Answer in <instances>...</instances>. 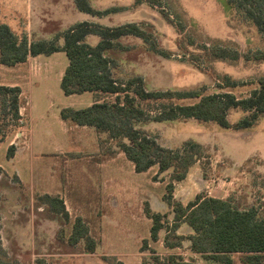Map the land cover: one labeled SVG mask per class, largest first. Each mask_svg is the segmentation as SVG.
Here are the masks:
<instances>
[{
  "label": "rangeland",
  "instance_id": "obj_1",
  "mask_svg": "<svg viewBox=\"0 0 264 264\" xmlns=\"http://www.w3.org/2000/svg\"><path fill=\"white\" fill-rule=\"evenodd\" d=\"M135 1L90 0L100 12L120 8L118 12L92 16L80 12L74 0H0V23L46 40L53 38L52 30L64 32L82 22L106 27L145 23L157 44L172 56L164 58L141 39L127 37L122 41L131 49L119 53L118 74L140 76L148 91L201 95L229 92L244 99L264 78V62L214 61L199 49L220 46L241 53L264 51V38L253 26L237 21L229 24L225 0H157L156 7L136 5ZM160 10L171 16L175 27L164 20ZM99 40L94 35L87 38L91 46ZM199 55L203 57L196 60ZM68 66L66 54L56 53L42 56L31 72L27 65L0 67V86L16 84L22 91L23 107L20 128L0 133V227L4 248L21 264H110L104 258H113L114 264H155L154 258L168 264L171 256L196 264H215L193 254L188 243L181 249H167L165 231L157 243L150 241L152 222L144 206L148 203L152 211L172 220V211L163 200L171 173L157 175L158 167H154L138 174L123 153L100 150L94 128L61 120L62 109H85L93 104L89 92L64 95L60 84ZM225 77L237 86L226 88ZM198 100L175 103L190 105ZM162 104L155 102L150 109L144 106L154 117ZM244 116L243 111L233 110L228 119L234 124ZM145 129L165 148L177 149L193 140L209 153L190 169L185 181L175 184L177 201L187 205L197 196L223 200L232 197L264 209V116L253 127L240 131L193 119L150 123ZM11 145L16 146L13 157L8 156ZM44 193L61 197L70 214L69 222L39 205L36 195ZM77 217L90 223L99 244L93 255L84 251L83 242L75 247L67 243ZM62 229L64 239L58 237ZM179 234L187 236L191 230L184 225ZM144 240L149 243L142 252ZM235 264H242L239 257Z\"/></svg>",
  "mask_w": 264,
  "mask_h": 264
},
{
  "label": "trees",
  "instance_id": "obj_2",
  "mask_svg": "<svg viewBox=\"0 0 264 264\" xmlns=\"http://www.w3.org/2000/svg\"><path fill=\"white\" fill-rule=\"evenodd\" d=\"M157 0H136V5L154 4ZM80 12L92 16H102L120 11L112 8L105 12L94 9L90 0H74ZM228 22L237 21L251 25L264 38V0H225ZM164 20L175 27L171 16L160 10ZM144 24L130 23L118 27H106L91 22H82L62 31L52 30L51 40L29 37L25 32L13 31L10 26L0 23V64L15 67L24 64L30 57H49L56 53H65L67 67L60 87L65 96L93 94V104L85 109L65 108L60 111L64 122L76 126L94 128L98 135V144L104 153H123L132 163L136 173H147L158 167V174L170 172V182L166 186L163 198L171 209L172 220L168 216L152 211L148 203L144 206L146 217L151 220L150 241L157 243L160 234L165 231L164 245L167 249H181L188 243V249L215 264H235L236 257L242 264H264V209L259 205L247 206L242 201L229 197L225 200L197 196L184 205L174 198L175 184L186 180L190 169L200 163L207 149L193 141H185L180 148L168 149L156 142L145 127L150 123L175 122L179 120H197L214 122L225 129L235 131L253 127L264 116V78L258 80V87L244 99H238L232 93L201 95L187 91H148L142 78L120 76L119 53L130 51L122 39L134 37L149 44L152 51L164 58L172 53L161 48ZM153 29V26L149 27ZM148 28V29H149ZM98 36L99 42L91 46L87 38ZM208 58L228 61L264 62V51L241 53L220 46L199 48ZM203 55L196 56L200 60ZM193 61V60H192ZM195 61V60H194ZM226 88L236 87V83L225 77ZM199 99L190 105H177L175 101ZM155 102H163L162 109L153 117ZM148 108L146 109L145 106ZM22 91L18 86H0V133L12 127L20 128L22 122ZM241 110L245 116L237 123H230L229 114ZM5 136V135H3ZM106 145H111L106 148ZM16 146L11 145L8 156L13 157ZM157 180L156 177L153 178ZM40 206L69 222L70 214L65 202L59 196L37 194ZM90 223L77 217L71 225L68 245L75 247L83 242L87 254H95L98 242L91 232ZM187 226L191 234H179L182 226ZM65 238V230L58 233ZM143 241L142 252L148 247ZM114 264L113 258H104ZM155 264H162L154 258ZM0 264H21L4 248L0 227ZM168 264H196L186 262L181 256H171Z\"/></svg>",
  "mask_w": 264,
  "mask_h": 264
},
{
  "label": "crops",
  "instance_id": "obj_3",
  "mask_svg": "<svg viewBox=\"0 0 264 264\" xmlns=\"http://www.w3.org/2000/svg\"><path fill=\"white\" fill-rule=\"evenodd\" d=\"M42 56H37V57H30V58H28V60H27V62L26 63H24V64H19V65H17V66H15V67H20V66H23V65H27L28 66V70H30V72H31V70L32 69H34L35 67H36V65H37V63L39 62V59L41 58ZM1 66H3V65H1L0 64V67ZM6 86H17L16 84H6ZM21 111H22V109H21ZM22 113V112H21ZM22 115V114H21ZM84 128H87V127H84ZM83 128V129H84ZM22 135V134H21ZM101 167H103L104 165H100ZM187 179V178H186ZM44 194H48V193H44ZM50 195V194H49ZM66 205V204H65ZM66 208H67V206H66ZM68 210V209H67ZM198 256H200V255H198Z\"/></svg>",
  "mask_w": 264,
  "mask_h": 264
},
{
  "label": "water",
  "instance_id": "obj_4",
  "mask_svg": "<svg viewBox=\"0 0 264 264\" xmlns=\"http://www.w3.org/2000/svg\"><path fill=\"white\" fill-rule=\"evenodd\" d=\"M19 135H21V134H19Z\"/></svg>",
  "mask_w": 264,
  "mask_h": 264
}]
</instances>
